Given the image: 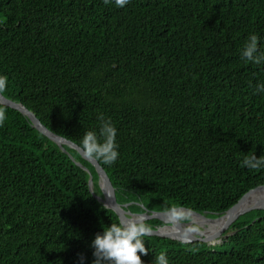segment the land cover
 <instances>
[{"label": "trees", "instance_id": "16d2710c", "mask_svg": "<svg viewBox=\"0 0 264 264\" xmlns=\"http://www.w3.org/2000/svg\"><path fill=\"white\" fill-rule=\"evenodd\" d=\"M252 34L264 54V0H0L3 94L80 146L87 131L99 134L101 113L111 118L120 155L99 163L132 212L217 217L264 185V167H241L264 155V61L242 57ZM0 108V264H80V254L92 264L96 235L120 221L77 161L101 194L95 167ZM141 239L144 264L160 253L169 264H264V209L215 243Z\"/></svg>", "mask_w": 264, "mask_h": 264}, {"label": "clouds", "instance_id": "9594fccd", "mask_svg": "<svg viewBox=\"0 0 264 264\" xmlns=\"http://www.w3.org/2000/svg\"><path fill=\"white\" fill-rule=\"evenodd\" d=\"M110 2L111 0H104L106 5ZM128 2L129 0H115L118 7H124ZM258 42L257 35H250L242 53L243 58L255 64L264 61V54H256ZM7 84V76L0 75V93L6 91ZM257 92L264 93V84L257 86ZM6 119L5 109L0 108V127L4 125ZM98 120L101 122L99 134L95 131H87L81 146L87 158L112 165L120 155L116 142L117 129L112 124L111 118L105 119L103 113L98 116ZM241 167L253 170L264 167V155L259 158L255 154L245 156ZM165 215L170 223L176 224L187 219L189 213L181 207L172 206L166 210ZM152 231V227L145 223L143 216H133L112 223L110 227L104 228L103 234H97L91 244L94 249L92 264H144L140 254L148 255L149 249L141 238L151 235ZM85 259L86 257L80 254V264H84ZM153 264H169L166 254L160 253L156 256Z\"/></svg>", "mask_w": 264, "mask_h": 264}, {"label": "water", "instance_id": "95a60500", "mask_svg": "<svg viewBox=\"0 0 264 264\" xmlns=\"http://www.w3.org/2000/svg\"><path fill=\"white\" fill-rule=\"evenodd\" d=\"M0 104L3 105H7L11 108L17 109L20 112H22L23 114L27 115L31 121L32 124L38 129L40 130L42 133H44L47 137H49L52 141H54L55 143H57L62 151L67 152L66 148L64 147V145H69L70 147L76 149L77 151H79V153L81 154V156L88 160L96 169L97 174H98V185L99 188L101 190V194H98L95 192V185H94V179H93V175L90 172V170L85 167L81 162L77 161V164L80 165L81 167H83L89 174V188L91 190V192L95 195V197L101 202L103 203V205L113 211L116 212V214L118 215L120 220H126L134 215H141L145 218V223L148 220H152V219H159L163 222V225H156L155 227H152L153 231L151 233V235H160V236H164V237H169L171 239H176V240H181V241H202V242H206V243H215V241H217L218 239L222 238L225 235L226 230L243 214L250 212L252 210L255 209H264V185H260L257 186L251 190H249L248 192H246L240 199L239 201L232 206L226 213H224L221 216H217V217H211V216H207L205 213H199L195 210L186 208V207H181L185 210L191 211L196 215H200L203 216L209 220H216V219H220L224 216L227 217L225 223L223 224V226L215 233H213L210 236H205V237H198V236H192L184 231L178 230L174 233H166L161 231V227L165 226V225H180L181 221L176 223V224H172V223H167V221L165 220L164 216L166 211H150L149 209H147L146 207H144V211L143 212H132L128 207L130 205V203H120L117 200L116 197V192H115V188L111 182V179L109 178V175L107 174V172L105 171V169L101 166V164L99 163L98 160H94V159H89L84 155L83 149L80 145H78L77 143H75L74 141L59 135L55 132H53L52 130H50L45 124H43V122L37 117V115L31 111L30 109H28L24 104H22L19 101L13 100L7 96H5L3 93H0ZM262 190L263 191V196L262 198L257 201L255 204L244 207L239 209L238 207L242 204V202L244 201L245 197H247L249 195V193L255 191V190ZM110 194V195H109Z\"/></svg>", "mask_w": 264, "mask_h": 264}, {"label": "bare ground", "instance_id": "6f19581e", "mask_svg": "<svg viewBox=\"0 0 264 264\" xmlns=\"http://www.w3.org/2000/svg\"><path fill=\"white\" fill-rule=\"evenodd\" d=\"M255 191H260L261 192V198L263 196V191L258 189ZM253 191V192H255ZM252 193V192H251ZM260 198V199H261ZM259 198H247L245 197L244 201L242 204L238 207L239 209L250 206L255 204L257 201L260 200ZM189 213L188 218L191 220L187 221H181L180 225H165L161 227V231L163 232H168V233H174L178 230L184 231L192 236H198V237H203L204 235L217 232L225 223L227 217L224 216L220 219L216 220H209L203 216L196 215L191 211L186 210ZM134 216H141V215H134ZM133 217V216H132ZM165 220L167 223H169L168 219L166 216H164Z\"/></svg>", "mask_w": 264, "mask_h": 264}, {"label": "rangeland", "instance_id": "374dc122", "mask_svg": "<svg viewBox=\"0 0 264 264\" xmlns=\"http://www.w3.org/2000/svg\"><path fill=\"white\" fill-rule=\"evenodd\" d=\"M187 220H191L190 218H187V219H185V220H183V221H187Z\"/></svg>", "mask_w": 264, "mask_h": 264}]
</instances>
